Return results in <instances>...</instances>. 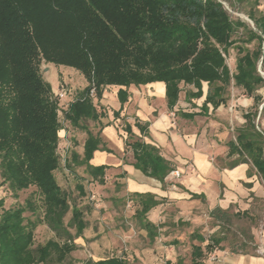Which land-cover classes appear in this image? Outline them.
Listing matches in <instances>:
<instances>
[{"label":"trees","instance_id":"obj_1","mask_svg":"<svg viewBox=\"0 0 264 264\" xmlns=\"http://www.w3.org/2000/svg\"><path fill=\"white\" fill-rule=\"evenodd\" d=\"M237 1L248 7L246 13L255 28L233 19L220 0H0V175L16 197L35 187L33 196L39 195L42 204L37 207L29 199L25 206L5 209L0 200V264H51L54 259L64 264L88 226L77 207L72 208L69 224L65 221L71 204L56 175L61 167V110L71 126L87 134L83 152H72L68 168L85 167L93 180L104 184L109 167L91 161L95 152L111 151L88 123L103 118L96 101L103 98L107 87H119L124 104L131 86L163 82L169 110L188 119L207 115L209 105L214 110L226 105L233 82L254 98L255 108L264 101L257 92L264 87L260 71L264 72V12L258 9L264 0ZM240 29L244 31L242 41L234 39ZM253 42L255 49H248L245 44ZM233 47L238 50L234 74L227 63ZM46 64L75 69L88 81L67 109L42 74ZM204 83L209 88L200 112L175 110L183 85L196 90L186 92L190 108H196L193 100L203 97ZM92 89L96 90L94 97ZM257 115L258 111L244 116L247 125L229 143L228 158L239 155L230 166L251 161L264 181V133L255 124ZM136 126L147 136V126ZM124 131L133 166L166 185L176 170L173 163L159 147L137 137L130 124ZM133 196L142 207L136 218L154 242L159 227L146 215L159 201L150 193ZM28 210L34 220L25 217ZM211 214L220 226L231 216L221 208ZM235 216L252 220L248 212ZM40 224L49 226L56 238L35 248V230ZM191 238L208 241L205 247H192V264H204L206 255L225 241L222 232L208 240L194 232ZM91 264L130 262L114 256Z\"/></svg>","mask_w":264,"mask_h":264},{"label":"rangeland","instance_id":"obj_2","mask_svg":"<svg viewBox=\"0 0 264 264\" xmlns=\"http://www.w3.org/2000/svg\"><path fill=\"white\" fill-rule=\"evenodd\" d=\"M220 1L224 4L233 19H241L250 27L255 28L254 23L246 13L248 9L246 5L239 4L237 0ZM258 9L264 12V2H262ZM243 32V29H240L239 32L234 35V39L242 41ZM240 43L244 44L242 42ZM245 45L250 50H254L256 47L255 42ZM237 56V48H231L227 63L232 74H234L236 70ZM260 71L264 77V72L262 70ZM42 74L46 81L54 85V92L57 97L58 93L63 88L71 90V95H69L66 100H60L61 104L64 105V109H67L76 97H78V93L88 86V81L85 76L72 68L46 64L42 66ZM182 87V103L180 105L185 108L187 103V107L190 108L185 97L186 92L190 90L192 86L185 87L183 85ZM208 88V84L204 83L205 93L208 91ZM116 89L117 88L113 86L107 87L104 92L115 93ZM92 90L95 91L96 95V90ZM257 92L264 97V87L260 88ZM90 95L92 96L91 93ZM227 98L228 102L226 105H222L216 111H213V108L210 107L211 114L203 116L202 118L197 117L192 121H183L180 123L178 119L173 121L174 118H178L177 116L171 115L173 128L184 137L185 135L189 137L198 130L201 132L208 128L209 139H214L216 137L214 130H222L228 133V137H226L227 143L229 140L237 137L240 128L247 125L244 116L249 112L255 113L258 111L255 124L258 131L264 133V119H261V113L264 114V110L261 111V105L263 103L256 108L252 106V99L248 97L242 88L234 86V82L228 88ZM199 102L201 103L202 99H200ZM96 104L98 109L100 108L99 111L104 114V121L107 122L106 113L110 115L109 110L106 106H102L101 108L100 101H96ZM108 104L110 107L111 102H108ZM156 105L162 107V103L158 100H156ZM163 106L165 105L163 104ZM189 111L192 110L189 109ZM60 120L63 128L60 132L61 140L59 144L61 167L56 172V175L59 184L69 194L71 204V209L65 221L66 224H69L72 219V208L77 207L84 212V219L88 224L83 235L75 240L77 248L70 254L69 259L64 264H91L100 259L114 256H122L129 260L130 264H192V247L195 241L191 238V234L187 230L190 221H179L177 223L173 221V218L170 219V216H167L165 221L162 218L157 222L159 225V234L156 239L158 244L151 242L149 237L144 238L143 234H146V232H141L143 228L135 214L137 202L133 196L134 192L129 188L128 182L125 183L129 176L128 173H125L124 168H119L110 164V169L106 171L105 183L102 184L93 180L85 170V167H76L70 170L67 166L70 156L73 151L83 152L87 134L71 126L64 117V110H61ZM88 126L94 132H99V129L105 127L104 124H99V121H89ZM119 130H121L120 137L126 142L127 134L122 132V127L119 128ZM107 147L110 150L113 148L111 144ZM120 154L121 155L115 153L114 155L123 158L125 165L133 161L132 150L127 146V142L125 143V151ZM213 160H215V163H217V166H219L221 170L223 169L222 167L231 163L229 162L230 160L224 157H215ZM180 168L181 169H176L179 172V176L170 174L167 177V184L164 186L162 183L152 178H149L148 181L158 185V189L162 191H179L181 188L179 186L180 180L183 178V175L185 176L194 170V165L191 162H185ZM223 188L224 187L221 185V190H223ZM34 193L35 187H32L20 192L17 197L14 196L8 185L3 183L0 175V200H4L5 209L14 208L19 205L25 206L29 199L34 201L37 207H40L42 205L40 196H33ZM224 211H228L231 215L229 221L226 222L225 225L220 226L217 218L212 217V212L209 211V209H204V215L202 216L204 222L199 228L195 229V232L204 235L207 240L212 235L221 232L222 235H225V241L221 246L206 255L204 264H230L231 262L227 258L237 255L264 257V241L260 233L264 226V201L261 199H253L251 202L249 211L252 220L235 216L237 211L234 207ZM164 213H161V216H163ZM24 215L32 220L35 219L29 210ZM164 225L166 226L165 229L163 228ZM75 232L76 230L73 229V233ZM252 236L254 239L251 238ZM55 238V233L49 226L40 224L35 230V248L45 245L49 240ZM196 243L202 244L203 247H205L208 241L201 243L196 240ZM213 255H215L216 260L211 259ZM51 264L59 263L54 259Z\"/></svg>","mask_w":264,"mask_h":264},{"label":"crops","instance_id":"obj_3","mask_svg":"<svg viewBox=\"0 0 264 264\" xmlns=\"http://www.w3.org/2000/svg\"><path fill=\"white\" fill-rule=\"evenodd\" d=\"M52 86L55 90L54 85ZM116 88L115 93L107 91L103 93V98L100 100L101 108L106 106L110 115L106 113L107 122L104 121V118H101L99 124H104L105 127L98 130L99 133L101 130L100 135L105 145L109 146L111 144L113 148L109 149L111 153L107 151L95 152L91 163L94 165H106L109 167L107 170L110 169V164L124 168L125 173L129 175V179L127 178L125 183L128 182L127 184H129L128 186L132 192L153 194L159 204L147 213L146 218L150 222L159 227L157 224L158 220L163 218L165 221L167 216H170V219L173 218V221L177 223L179 221H190L187 230L192 235L195 229L199 228L204 222L202 218L204 209H209L212 212L216 208L228 210L234 207L237 213L248 212L251 215L249 210L253 199L264 201V181L251 161L241 162L235 166H230L227 163L228 165L222 167L223 169L221 170L215 160H213L215 157H224L230 160L229 162H232L239 158L238 154L228 158L230 153L229 143L236 141V138L226 143L228 133L222 130H214L216 137L209 139L208 128L201 132L198 130L189 137L187 135L184 137L173 128L171 115L178 117L174 118L173 121L178 119L182 123L183 121H192L197 117L208 116V114H211L210 109L207 115L198 114L194 119H188L179 113L169 110L166 98V85L163 82L139 87L131 86L128 89V99L124 104L119 99L118 92L120 88ZM191 89L194 88L192 87ZM207 93L208 91L206 93L204 91L203 97L200 98L202 99L201 103L199 102L200 99L193 100V103L197 105L196 108L187 107V103L185 108L181 107L182 98L180 97L179 104L175 110H182L184 113L200 112V107L205 102ZM249 98L252 99L251 105L255 106L254 98ZM156 100L162 103V107L156 105ZM108 102H111L110 107ZM262 103L261 111L264 110V101ZM209 107L213 108L212 105H209ZM189 109L192 111H189ZM216 110L213 108V111ZM261 115V119H264V114L261 113ZM137 123L147 126V136L141 134L140 129L136 126ZM126 124L132 126L133 133L137 137H141L147 143H152L159 147L162 155L173 163L175 169H181L180 167L185 162L193 163L194 170L185 176L183 175L179 182L181 187L179 191L168 192L158 189V185L148 181L150 177L145 176L133 166L134 158L133 161L125 165L123 158L114 155L115 153L121 155L120 153L125 151L126 142L120 137L121 130L119 128L122 127V132L126 133L124 131ZM126 136L128 138V135ZM221 185L224 187L223 190H221ZM141 208V204L137 202L135 214ZM161 213H164V215L161 216ZM165 227L164 225L163 228L165 229ZM144 230V228L141 230L142 233L146 232L143 237L148 238V232ZM260 233L264 241V226ZM194 241L193 246L202 245L197 244L196 240ZM153 243L158 244L156 240ZM227 259L231 262L230 264H264V257L251 255H237Z\"/></svg>","mask_w":264,"mask_h":264},{"label":"built area","instance_id":"obj_4","mask_svg":"<svg viewBox=\"0 0 264 264\" xmlns=\"http://www.w3.org/2000/svg\"><path fill=\"white\" fill-rule=\"evenodd\" d=\"M69 94H71V91L68 88H63L62 90H60V92L58 93V99L59 100H66L67 97L69 96ZM92 96H95V91L92 90L91 92ZM171 174L177 175L179 176V172L177 170H174L173 172H171ZM212 260H216L215 255L211 256Z\"/></svg>","mask_w":264,"mask_h":264}]
</instances>
